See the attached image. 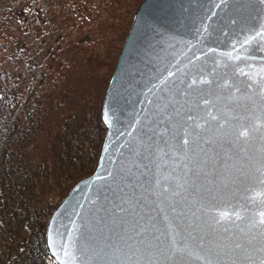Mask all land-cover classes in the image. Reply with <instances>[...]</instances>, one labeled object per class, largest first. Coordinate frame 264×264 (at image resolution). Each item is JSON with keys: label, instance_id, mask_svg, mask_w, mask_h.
Returning a JSON list of instances; mask_svg holds the SVG:
<instances>
[{"label": "snow or ice", "instance_id": "1", "mask_svg": "<svg viewBox=\"0 0 264 264\" xmlns=\"http://www.w3.org/2000/svg\"><path fill=\"white\" fill-rule=\"evenodd\" d=\"M226 6V0L215 4V8ZM251 6L257 11L253 19L259 27L249 28L239 47L233 43L232 51L218 52L212 47L193 51L196 46L191 41L173 37L167 47L174 51L156 56L155 82L146 86L141 109L119 132V138L125 140L121 148L137 158L126 170L127 177H135L139 183L152 172L145 191L155 198L164 229L151 215L153 210L140 202L143 197L121 196L119 203L105 197L110 208L87 211L84 204L77 203L67 225H57L53 217L49 234L55 257L52 264H192L193 259L199 264H264V59L255 71L232 65L234 77L249 81L246 98L258 113L251 117V124L245 122L249 117L217 106L231 100V95L218 94L215 102L204 99L211 91L204 93L199 86L212 81L203 76L197 79L204 70L200 61H206L209 54H218L215 63L227 69L230 61L255 60L247 54L253 45L264 52V0H251ZM207 11L211 15L202 18L196 29V44L205 47L211 36L208 21L216 15L214 10ZM177 44L182 45L178 54ZM218 87L225 90L235 85L225 80ZM193 93L200 95L201 103L190 99ZM152 118H156V127L148 128L151 135H147L144 128ZM102 119L111 129L118 120L116 110L105 107ZM108 151L109 143H105L103 152ZM140 158L149 164L139 162ZM108 159L110 162L111 157ZM104 171L107 178L116 179L114 169ZM96 179L105 177L97 175ZM253 185L259 190L249 199L258 212L233 203L236 192L245 186L252 190ZM98 202L99 198L89 201L92 205Z\"/></svg>", "mask_w": 264, "mask_h": 264}, {"label": "trees", "instance_id": "2", "mask_svg": "<svg viewBox=\"0 0 264 264\" xmlns=\"http://www.w3.org/2000/svg\"><path fill=\"white\" fill-rule=\"evenodd\" d=\"M140 1L0 0V264L53 261L47 222L97 166L104 94Z\"/></svg>", "mask_w": 264, "mask_h": 264}, {"label": "water", "instance_id": "3", "mask_svg": "<svg viewBox=\"0 0 264 264\" xmlns=\"http://www.w3.org/2000/svg\"><path fill=\"white\" fill-rule=\"evenodd\" d=\"M217 3H220V0H143L137 7L102 102L101 114L105 107L115 109L118 120L114 121L111 129L104 123L106 131L94 172L78 181L70 189L54 208L47 222L45 244L53 261L55 257L49 245L53 217H56L57 225H67V217L71 216L77 203L84 204L85 211H87L90 208L94 210L101 206L110 208V204L105 202V197H107V201L116 203L120 202L119 198L121 196L134 199L143 197L144 199H141L140 202L142 204L146 203L153 210L151 215L157 217L159 227L161 230L164 229L163 218L156 210L155 198L149 196L145 191V188L150 186L147 181L150 179L152 172L147 173L140 179L139 183H137L135 177H127L126 170L132 167L133 161L137 158L132 156L128 149L121 148V144L125 143V140L119 138V132L125 130L128 121L141 109V101L144 100L143 94L146 86L155 82L153 76L154 67L157 64L156 56H167L174 51L167 47L169 43L173 42V37L176 41H191L196 46L193 51L202 47L206 51L207 47H212L218 49V52H226L232 51L234 42H237L236 47H239L238 42L245 38L249 28L258 29L259 22L253 19L257 15V11L251 6V0H226V7L215 8ZM209 9L214 10L216 15L208 21L211 25L209 29L211 36L207 38L205 47L196 44V29L201 26L202 18L211 15V11H207ZM162 48L166 51H162ZM180 50H182V45L177 44L175 49L177 54ZM240 54L243 55V53ZM247 54L256 59L247 62L230 61L227 69L223 67L222 63L220 65L215 63L219 59L218 54L215 56L209 54L206 61L203 59L200 61L204 66V70L203 73L197 75V79L203 76L204 79L212 81L211 85L199 86L204 93L211 91V96L203 95L204 99H212L215 102L218 94L225 97L231 95V100L221 101L217 106L229 109L233 115L249 117L245 122L251 124L254 122L251 117H255L258 113L253 111V103L246 98L248 91L246 84L249 81L244 76L234 77L235 67L232 65L235 64L246 72L255 71L256 68L260 67L261 60L264 59V52L253 45L249 48ZM248 65H253V67L250 69ZM190 79L191 76H189ZM225 80L229 84H234L235 88L221 90L218 86L223 84ZM236 88L239 91H236ZM190 99L195 103H201L200 95L197 93H193ZM155 120L156 118H152L146 122L144 132L147 135H151L148 128L156 127ZM233 123H238V121ZM160 127L162 128L164 125ZM183 139V136H181L180 140ZM105 143H109L107 153L103 152ZM132 144L133 147L136 146L135 141ZM102 155L105 158L103 161L101 160ZM144 155H147V153H144ZM109 157H111L110 162ZM139 162L145 165L149 164V161L143 158H140ZM105 168L114 169L117 173L116 179L107 178ZM122 168L125 169L124 172H121ZM139 171H143V169ZM139 171L137 175H139ZM152 171H154V168ZM97 175H101L105 179L97 180ZM129 179L131 184H129ZM125 185L128 186L125 187ZM141 185H144V187H141ZM248 187H242L235 193L233 203L237 206L245 205L249 209L258 212L259 208H254L249 198L253 196L254 191L259 189L254 185L251 186L252 190H248ZM97 198H99L97 204L92 205L89 203V201ZM100 215L103 216L104 213L101 212ZM60 230L63 231V228ZM192 264H199V262L193 259Z\"/></svg>", "mask_w": 264, "mask_h": 264}, {"label": "rangeland", "instance_id": "4", "mask_svg": "<svg viewBox=\"0 0 264 264\" xmlns=\"http://www.w3.org/2000/svg\"><path fill=\"white\" fill-rule=\"evenodd\" d=\"M142 1H143V0L140 1L139 5L141 4ZM139 5H138V6H139ZM136 9H137V8H136ZM135 11H136V10H135ZM133 16H134V15H133ZM129 29H130V28H129ZM116 62H117V61H116ZM115 65H116V64H115ZM10 248L14 251V247H13V245H11ZM46 249H47V248H46ZM10 253H11V252H10ZM52 262H53V261L50 260V261H48L47 264H52Z\"/></svg>", "mask_w": 264, "mask_h": 264}]
</instances>
